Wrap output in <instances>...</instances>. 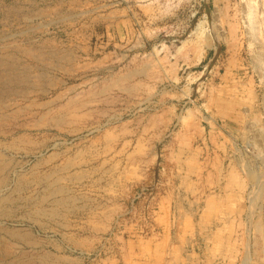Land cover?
Returning a JSON list of instances; mask_svg holds the SVG:
<instances>
[{
  "label": "rangeland",
  "instance_id": "obj_1",
  "mask_svg": "<svg viewBox=\"0 0 264 264\" xmlns=\"http://www.w3.org/2000/svg\"><path fill=\"white\" fill-rule=\"evenodd\" d=\"M249 4L261 19L264 0H0V149L33 181L0 193L2 255L264 264V32ZM56 170L64 196L39 183Z\"/></svg>",
  "mask_w": 264,
  "mask_h": 264
},
{
  "label": "bare ground",
  "instance_id": "obj_2",
  "mask_svg": "<svg viewBox=\"0 0 264 264\" xmlns=\"http://www.w3.org/2000/svg\"><path fill=\"white\" fill-rule=\"evenodd\" d=\"M250 5V7L248 8L249 9V13H248V18H249V22H250V24H251V27H252V33L253 32H258L259 33V35L260 36H263L262 34H263V32H264V15H263V17L260 19L259 18V14L257 13V7L256 8H252L251 7V4H249ZM253 5H254V2H253ZM255 6V5H254ZM260 7V6H259ZM260 10V8H258V11ZM260 13V12H259ZM264 13V12H263ZM262 13V14H263ZM17 120V119H16ZM13 122V121H12ZM14 122H16V121H14ZM19 123V122H18ZM21 125V124H20ZM16 126V125H15ZM11 127V126H10ZM34 127V126H33ZM20 128V127H19ZM25 127H23L22 129H24ZM13 129V128H12ZM21 129V128H20ZM26 129V128H25ZM3 131V130H2ZM35 131V130H34ZM15 132V131H14ZM7 133V132H6ZM28 133V132H27ZM3 134H5V133H3ZM11 134V133H10ZM17 134V133H16ZM21 134V133H20ZM24 134V133H23ZM25 135V134H24ZM29 137H30V135H28ZM12 138V137H11ZM16 138V137H15ZM22 139H23V137H21ZM6 139V138H5ZM19 139V138H18ZM2 140V139H1ZM16 140V139H15ZM30 140V139H29ZM17 141V140H16ZM22 141V140H21ZM2 142V141H1ZM18 142V141H17ZM2 143H5L4 141L2 142ZM48 143V142H47ZM18 144V143H17ZM16 144V145H17ZM20 144V143H19ZM22 144V143H21ZM41 144V143H40ZM45 144V143H44ZM15 145V144H14ZM23 145V144H22ZM21 145V146H22ZM25 145V144H24ZM42 145V144H41ZM7 146V145H6ZM27 146H28V144H27ZM38 146V145H37ZM43 146V145H42ZM8 147V146H7ZM7 147H5V148H7ZM10 147V146H9ZM18 147V146H17ZM15 148H16V146H15ZM14 148V149H15ZM34 148H36L35 146H34ZM49 148H50V145H49ZM17 149V148H16ZM26 149H28V148H26ZM32 149V148H31ZM6 150V149H5ZM9 150H12V149H9ZM19 150H21V149H19ZM23 151H24V149H22ZM29 150V149H28ZM47 150V149H46ZM41 151V150H40ZM39 151V152H40ZM18 152V151H17ZM29 152V151H28ZM31 152V151H30ZM29 152V153H30ZM8 153V152H7ZM15 153V152H14ZM28 153V154H29ZM34 153V152H33ZM24 154V153H23ZM28 154H25V155H28ZM35 154V153H34ZM39 154V153H38ZM12 155V154H11ZM19 155V154H18ZM41 155V154H40ZM56 156L55 157H57V155L58 154H55ZM20 156H22V155H20ZM19 156V157H20ZM36 156H37V154H36ZM61 156V155H60ZM14 157V156H13ZM40 157V156H39ZM10 159V158H9ZM9 159H7L6 157H5V154L2 152V149H0V193L2 192V191H4L6 188H8L9 187V183H10V181H11V176H14L15 175V179H14V181H16L15 182V188H14V190L15 191H23L24 189H26V188H24L25 187V183L28 181V178H27V176L26 175H28V174H26V175H23V174H21L20 172L18 173L17 171H16V166L14 167V165H15V161L14 162H12V160H9ZM26 159V158H25ZM28 159V158H27ZM14 160V159H13ZM41 160V159H40ZM44 160V159H43ZM52 160V159H51ZM55 160V159H54ZM59 161H62V159L61 160H59ZM21 162V161H20ZM43 162V161H42ZM47 162V161H46ZM51 162V161H50ZM22 163V162H21ZM23 163H24V161H23ZM22 163V164H23ZM40 163V162H39ZM38 163V164H39ZM62 163V162H61ZM27 164V163H26ZM25 164V165H26ZM54 164H56V163H54ZM64 164V163H63ZM68 164V163H67ZM67 164H66V166H67ZM24 165V164H23ZM48 165V164H47ZM57 165V164H56ZM62 165V164H61ZM60 165V166H61ZM22 166V165H21ZM35 166V165H34ZM70 166V165H69ZM43 167V166H42ZM49 167H50V165H49ZM63 167V166H62ZM71 167V166H70ZM36 168V167H35ZM34 168V169H35ZM44 168V167H43ZM24 169V168H23ZM22 169V170H23ZM32 169V168H31ZM51 169V168H50ZM57 169V168H56ZM65 169V168H64ZM70 169V168H69ZM40 170V169H39ZM53 170V169H52ZM24 171H25V169H24ZM59 171V170H58ZM58 171L56 170V171H52L50 174H47V175H43V176H41L40 178H38L39 179V183L40 184H42L45 188L44 189H47V190H50L51 191V193H52V196L53 195H59V196H64L65 195V190H63L61 187H59V186H57L58 185V183H59V179H60V175H59V173H58ZM23 172V171H22ZM28 172V171H27ZM34 172V171H33ZM41 172V171H40ZM46 172H48V171H46ZM42 173V172H41ZM25 174V173H24ZM29 174H30V172H29ZM32 174V173H31ZM39 175V174H38ZM62 175H64V174H62ZM30 176V175H29ZM34 176V175H33ZM40 176V175H39ZM36 177V176H35ZM31 178V177H30ZM27 180V181H26ZM62 179H60V181H61ZM29 182V181H28ZM27 182V183H28ZM31 182H29L28 184H30ZM32 183H33V181H32ZM31 183V184H32ZM38 183V182H37ZM36 184V183H35ZM60 185V184H59ZM38 186V185H37ZM40 186V185H39ZM61 186V185H60ZM41 189V188H40ZM15 191H12V192H15ZM23 193V192H22ZM42 193V192H41ZM42 197V196H41ZM43 198V200H45V198H44V196L42 197ZM55 198V197H54ZM53 198V199H54ZM43 200H41V201H43ZM11 198H10V196L8 195V196H6V197H4V198H1L0 199V212L1 213H5L7 210L4 208V206L5 205H7V204H12L11 202ZM52 201V200H51ZM13 202V201H12ZM37 202V201H36ZM53 202V201H52ZM65 202H66V198L65 199H60V200H56V201H54L53 203L57 206V205H63V204H65ZM37 203H39V201L37 202ZM43 203V202H42ZM35 204V203H34ZM52 205V204H51ZM10 206V205H9ZM12 206V205H11ZM37 206V205H36ZM40 206H41V203H40ZM35 207V206H34ZM36 208V207H35ZM39 208V207H38ZM41 208V207H40ZM42 209V208H41ZM44 209V208H43ZM54 209V208H53ZM39 210V209H38ZM35 211H37V210H35ZM34 211V212H35ZM46 212V211H45ZM37 213L38 214H41V216H42V214L44 215V213L42 212V211H37ZM56 212H54V210H52L51 211V214L52 215H54ZM32 214H34V213H32ZM49 215V214H48ZM34 217V216H33ZM36 217V216H35ZM38 220V219H37ZM33 221H35L34 219H33ZM5 231V230H4ZM3 232V231H2ZM5 233V232H4ZM3 233V234H4ZM25 233H27V232H25ZM6 234V233H5ZM7 234H8V236L11 238V239H13V240H15V241H19L21 244H25V245H27V244H29V242H28V240H30L31 239V236H30V234H20L19 233V231H15V230H9V231H7ZM6 234V235H7ZM9 239V238H8ZM37 240V239H36ZM1 241V240H0ZM12 241V240H11ZM12 243H14V242H12ZM34 251V250H33ZM5 254H6V256H4V255H2L1 253H0V264H12V262H10L9 260H10V257H9V255H11V254H9V252H5ZM5 257H7V259H4ZM8 261H9V263H8ZM25 263V262H24Z\"/></svg>",
  "mask_w": 264,
  "mask_h": 264
}]
</instances>
